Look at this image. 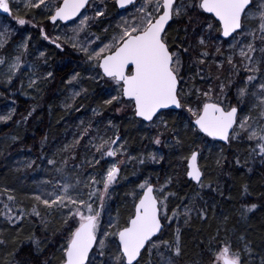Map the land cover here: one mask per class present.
Instances as JSON below:
<instances>
[{"label": "snow or ice", "instance_id": "snow-or-ice-1", "mask_svg": "<svg viewBox=\"0 0 264 264\" xmlns=\"http://www.w3.org/2000/svg\"><path fill=\"white\" fill-rule=\"evenodd\" d=\"M22 3L24 15L18 14V9L13 16L21 26L32 23L25 16L40 8L48 9L47 19L54 25L73 18L78 20L71 29L72 35L65 33L63 40L60 36L50 38L43 28L40 29L41 36L57 49L63 50L64 44H70L73 49L82 52L86 63L92 65L91 70L98 69L97 76L112 82L115 87L116 94L105 100L104 105L121 104L118 112L129 109L133 113V119H138L141 123L147 122L148 127L155 128L157 135L153 137L154 144L173 147L172 143L162 140L164 132L160 131L161 128L172 131L175 145L182 144L179 133L170 129L169 121L165 118L173 108L182 109L189 114L185 130H191L194 136L200 137L203 134V137L231 143L242 139L246 134L247 140L254 142L249 157L259 156L261 163H264V0H142L138 6V0H113L114 7L126 10L131 5L135 12L130 14V20L121 16L110 38L91 31L92 27L102 25L108 17L107 0H99L98 3L97 0H60L59 3L55 0H22ZM12 7L13 0H0V10L4 13L13 15ZM89 10L94 14H86ZM184 17H187L189 25L195 22L196 27L191 33L196 39L195 46L189 40L187 27L184 29L183 39L177 36L170 42L168 29L171 23ZM108 30L105 27L103 32L107 34ZM7 33V28L0 31V48L8 43ZM104 39H108V42L104 43ZM176 40H180V43L177 44ZM217 40L228 44L227 56L222 44L211 43ZM30 41L29 36L18 45L20 55L11 59L0 57V65L6 66V71L0 75L6 77L9 85L14 83L13 77L21 69L22 55L28 52ZM97 42L102 46L98 47ZM212 46H215L214 53L209 51ZM197 48L199 51L193 55ZM44 56L45 53L40 52L38 58ZM186 56L190 58L188 68H196L191 79L200 77L209 84L206 89L193 86L184 92L179 86L184 80L182 72ZM225 63L228 65V76L222 78ZM205 65L209 69L207 74ZM213 65L217 69L215 77L210 71ZM28 68L31 73L28 83L30 89L39 91L41 81L53 78V72L40 76L38 64H29ZM79 78L80 73L76 72L66 83L71 85L78 82ZM213 80L219 82L218 87L212 83ZM86 92L83 88L73 91L63 106L71 109L76 98ZM193 94L195 100L192 99ZM246 106L248 113L241 117L240 113ZM164 110H169V113ZM14 111L13 109L0 115V121L11 120ZM34 111L35 108H32L22 120L26 122ZM92 111L94 116L99 115L97 108ZM20 122L17 121L18 124ZM108 126L116 130L115 137L105 138L99 134V129L96 136H91L89 128L74 134L71 142L54 153L64 154V159L59 162L60 167H56V159L41 156L42 159H47V164L52 166L59 178L54 182L44 180L37 185V192L32 199L38 203L33 205L29 214L40 218L45 226L48 220L41 216L40 205L49 215L53 211L61 214L62 224L58 229L63 239L60 264H176L182 255L181 227L178 225L175 228L172 239H161L165 230L171 227V223L165 221H179L183 218L184 224H189L194 203L189 199L188 203L172 208L169 214L170 199L177 197L175 192L166 191L173 182L172 177H168L163 184H153L146 177L128 193L133 201V210L123 223L109 215L107 227H104L102 216L108 211L107 201L110 199L112 186L127 179L120 175L121 166L127 162L143 165L146 159L158 162L156 153H149L147 157L129 155L127 143L121 142L117 126L111 120L108 121ZM86 138V148L95 149V153L82 164L73 163L72 167L76 171L70 173L67 154L73 153L70 158L74 162L75 150ZM11 139L16 141L19 137L13 136ZM45 141L46 137L41 142L42 146ZM97 155L100 159H96ZM200 155L201 151L195 149L190 155L181 157V160L186 163V176L202 188L205 185L203 172L198 164ZM105 157L117 159L108 162L106 170L92 175L79 171L84 164L90 168L100 165ZM18 163L28 169L35 165V161L29 160ZM220 163L221 159L218 158L217 164ZM236 163L239 165L240 160L237 159ZM82 176L85 178L82 179ZM49 186L50 191L47 190ZM242 187L243 193L247 194V185ZM4 191L8 192V189ZM7 199L15 202V197L11 194ZM179 199L183 201L185 198ZM5 208L8 209L5 215L10 223L22 220L25 215L23 209L19 215L13 216L9 205H5ZM256 208L254 203L242 205V215ZM198 215L201 219L206 218V209H199ZM30 239L39 249L42 241ZM211 240H216V237ZM245 253L249 257L253 255L251 242L245 243L242 250L237 248L234 251L230 241L221 240L215 245L210 241L208 264H244ZM260 264H264V256L261 257Z\"/></svg>", "mask_w": 264, "mask_h": 264}, {"label": "trees", "instance_id": "trees-1", "mask_svg": "<svg viewBox=\"0 0 264 264\" xmlns=\"http://www.w3.org/2000/svg\"><path fill=\"white\" fill-rule=\"evenodd\" d=\"M59 2L60 0L57 1ZM115 13L116 9L111 4L104 23L109 22L111 14ZM47 16L46 14L40 18L39 13L34 10L25 17L32 19L36 17L37 23L44 24L48 21ZM4 17L7 18L5 15ZM181 20L182 22L171 23L168 29L170 42L177 36L183 39L184 29L187 27L189 40L193 46L196 45V39L191 36L192 26L187 24L184 18ZM104 23L97 28L101 29ZM30 42V57L33 64L39 65L38 74L43 76L45 72L50 71L54 75L52 79L40 82L39 91L28 88V76L24 69L21 74L17 73L13 77L14 83L11 85L6 82V77L0 75V115H5L7 108L15 110L11 120L0 121V241H3L0 243V264L60 263V246L63 239L58 229L62 224L61 214L53 211L49 215L48 211L40 205L39 211L41 216L48 220L47 226L41 223L40 218L29 214L33 205L38 203L32 199L34 192H37V185L45 171L50 170L51 167L47 165V159L41 158L42 155L57 160L58 157L54 153L63 147L60 144L66 141L68 136H74L78 129L94 128L99 124L103 126L109 120L117 126L120 131L119 136L126 141L127 148L134 156L140 155L149 139V134L140 126L142 123L132 118L131 110L127 109L119 114L113 105H104L108 93L106 86L102 83L110 81L98 80L95 77L98 71L90 70V64L86 63L84 55L66 49L63 53L59 52L54 44L45 41L37 32L32 33ZM8 43V46L0 50V57L7 55V50H10V43ZM176 43L179 44L180 40H176ZM38 49L44 51V58L36 57ZM198 51L197 48L193 54L196 55ZM189 59L185 58V75L182 73L184 80L180 83L184 92L202 81L200 77L191 79L196 68L195 66L188 68ZM2 72L0 65V73ZM76 72L80 73L76 84L87 92L76 98L71 109H66L63 105L70 97L68 96L69 85L66 82ZM221 75L222 78L228 76V65ZM32 108H35L32 116L26 122L23 121L22 118ZM93 108L99 110V115H93ZM165 112L169 113V110ZM165 118L169 121L170 129H175L179 133L182 144L175 145L172 131L166 130L164 134L171 137L173 148L167 151L161 166L154 165V168L158 169L157 173L161 172V178L172 177L173 179L169 192H175L177 197L170 199L169 211L171 207L174 208L178 204L188 203L189 199H192L194 203L189 224L185 225L183 218L179 221H165V223H171V227L165 230L161 239H172L175 228L178 225L181 227L182 255L177 259L176 264H208L210 241L215 245L221 240L230 241L234 251L237 248L242 250L245 243L251 242L253 255L249 257L245 253L244 264H260V259L264 256V163H261L259 156L249 157L254 142L245 139L246 135H243L240 140L227 144L206 139L201 134L200 137H196L191 130H185L180 126L182 124L181 109L170 110ZM17 121L21 122L18 124ZM108 128L112 133L114 129ZM13 136L19 139L13 141L11 139ZM45 137L46 141L42 146L41 142L45 140ZM73 139L67 141L71 142ZM200 139L213 144L212 149L198 156L205 185L202 188H198L196 183L185 177L184 162L181 168L177 164L178 156H187L192 150L197 149ZM218 158L221 159L220 164H217ZM237 159L240 160L239 165L236 163ZM22 160L35 161V165L31 169L24 168L18 163ZM84 160V156H78L76 163L81 164ZM149 169L148 165L138 166L135 162L121 172V176L127 179H122L112 190V203L115 205L109 204L108 208V212L117 214L121 223L132 211V199L129 197L130 200L125 201L130 192L127 188H134L143 181ZM244 185L248 187L247 194L243 193ZM5 189H8V192H5ZM9 194L15 197V202L7 199ZM179 197L185 199L181 201ZM253 203L257 205V208L242 215V205ZM5 205H9L13 216L19 215L20 210L23 209L25 213L23 219L10 223L5 215L8 212ZM201 208L206 209L207 215L204 219L198 215V210ZM225 217H227L226 221ZM212 237H216V240H211ZM241 237L244 239L242 240ZM30 238L42 241L39 249Z\"/></svg>", "mask_w": 264, "mask_h": 264}, {"label": "rangeland", "instance_id": "rangeland-1", "mask_svg": "<svg viewBox=\"0 0 264 264\" xmlns=\"http://www.w3.org/2000/svg\"><path fill=\"white\" fill-rule=\"evenodd\" d=\"M57 1H59V0H55L56 3H57ZM98 2H99V0H97V3ZM107 2H108V9H109L110 8V5L113 4V0H107ZM140 2H142V0H138L137 6L139 5ZM18 9H19V12H18ZM34 10H36L39 13L40 18L44 17L46 14L47 15L49 14L48 9H45V8L34 9ZM17 12L20 15H24V13H25V9L23 7L22 0H13V7H12V14L13 15L6 16L7 18L4 17V14L0 10V31H4L5 28L8 29L7 40L10 43V50H7V55H5L4 57H7L9 59H11L14 56H17V55H20L21 54V50L18 48V45L23 41L24 38L29 37V36L32 37V33L33 32L39 33L40 37L43 38V36H41V32H40V29L43 28L44 31H45V33L50 38H55L56 36H60L62 38V40H63V38L65 36V33H67L68 36H71L72 35L71 29L75 27V24L76 23H78V20L75 19L74 20L75 23H74V21H72L69 24L57 23V24L54 25V24H49L48 21L43 24V23H37L35 21V18L36 17H33L34 19H32L31 17L30 18L25 17V19L32 21V23H29V24H26V25L21 26V25H18L15 22V20L13 19V16L16 15ZM134 12H135V8L133 6H131L130 8H128L126 10H123V11H118L116 9V13L115 14H111L112 16H111V20L109 22L104 23V25L102 26L101 29H98L97 26L92 27L91 28V31L92 32H96L97 34H100L102 36L103 35H106L108 38H110L111 35L113 34L114 29H115V25L120 21L121 16H124V17H126V18H128L130 20L131 19V15L130 14L131 13H134ZM86 14L93 15L94 13L91 10H89ZM184 19L187 20V17H184ZM111 21H112V23H111ZM176 21L182 22L181 19L176 20ZM109 26H111V27H109ZM191 26H192V30H193V27L194 28L196 27L195 22H193V24H191ZM105 27H108V29H109L108 32H107V34H105L103 32V29ZM83 39H84V36L82 35L81 36V40H83ZM45 41H47L48 43L52 44L49 40H45ZM103 42L104 43H107L108 42V39H104ZM211 43L213 45H215V44H222V47L225 50V56L228 55V53L226 51L227 48H228V44L227 43H224L222 40H217V41H214V42H211ZM97 45H98V47L99 46H102V44H100V42H97ZM30 46H31V44H29L28 52L26 54H23L22 55L21 69L17 71V73H20L21 74V72H22L23 69L26 70V75L28 76L27 77V81H29V78L31 76L30 69L28 68V65L29 64H33L32 63V58L30 57L31 56V48H30ZM3 48H0V50H2ZM65 49L67 51H75L76 54H82V55H84L82 52H79V51L73 49L70 44H64L63 45V50H61V49H57V50L59 52H62L63 53L65 51ZM209 51L212 52V53H214L215 52V46L210 47L209 48ZM36 52L38 53V55L36 57H39V53L40 52H44V51L42 49H38V50H36ZM185 58H187V56L184 57V59ZM226 65L227 64L225 63V67H226ZM1 67H2V71H6V66L1 65ZM91 69H92V65H90V70ZM204 69H205V74H207V72L209 71L207 65L204 66ZM97 71H99V70L97 69ZM210 71H211V74L213 75V77H215L217 75L216 74L217 69L215 68L214 65L212 66V68L210 69ZM47 72H50V71H47ZM241 72H243V69H241ZM182 73H183V75H185V68H184V71ZM95 77L98 80H100V81H103V82L105 81V80L100 79L97 76V73H96ZM202 81L198 82L195 87H198V88H201V89H206L209 86V84L207 82H205V81H203V83H202ZM212 83L218 87V83H219L218 81L213 80ZM102 84H103V86H106V91L108 93L107 99H110L112 95H115L116 94V90H115V87L112 84V82H107L106 83V81H105V83H102ZM68 89H69L68 96H70L73 91H80L81 87H79L76 84V82H73L71 85H69V88ZM233 95H234V93H233ZM192 99L195 100V95L194 94L192 96ZM232 103L235 104V100L234 99H232ZM113 107L115 108L116 112H118L117 109L118 108H121V104L114 103L113 104ZM10 110H13V108H7L6 111H5L6 112L5 114H7ZM124 110H127V109H123L121 111H124ZM121 111H119L118 113L120 114ZM181 112H182V124L180 126L185 129L184 126H185V123H187L188 120H189V114L186 112V110H182L181 109ZM247 113H248V107L246 106V108H244V110L240 113V115L242 117L243 115H246ZM253 115H255V113H253ZM140 126H142L141 128H144V130H146V132L149 134L148 142H146V145H145L146 148H144V150L140 152V155H143V156L147 157L149 153H156L157 154V161H158V162H154L151 159H146V161H145V163L143 165H145V164L148 165L150 167V169L147 170V171H149V173L146 172L145 173V176L143 178L144 179L146 177L149 178L153 184H157V183L163 184L168 177H166V178L165 177H162L161 178L160 177L161 176L160 175L161 172L157 173V170L158 169L157 168H154V165L155 166H158V165L161 166V164L165 160L164 158H165V155H166L167 151H171L173 147L168 148V147H165L163 144H161V145L154 144L152 141H153V137H155L157 135V130L155 128L148 127V124L146 122H143L142 124H140ZM108 127H109L108 126V123L106 122L103 126L99 124L96 127L94 126V128L93 127H90L89 128V131H90L91 136H96L97 135V129H99V134L100 135H104L105 138H107V137H115V135L117 134L116 130H113L112 129L113 132L110 133V129ZM81 131H83V129H81V130L78 129L76 131V133L75 132L74 133L75 134H78ZM160 131L166 132V130H164L163 128H161ZM119 132L120 131L118 129V134L120 135ZM148 134H146V135H148ZM201 135L203 136V134H201ZM246 137H245V139H247ZM71 138H74V136L73 135L68 136L67 137V140H69ZM205 138L208 139V137H205ZM67 140L66 141H63L60 145L63 146L64 144H67L69 142ZM162 140H164L165 143H172L173 144V141H172L171 137L170 136L167 137V135H165V134L162 137ZM121 142H125V140L123 138H121ZM147 143H148V147H147ZM87 145H88V139L87 138L86 139H83L82 142H81V144L76 149V152H75V154H76V160L74 162L70 158L72 156V153H68L67 154L68 157H69V161H68V171L70 173L73 172V171H76L75 169H73L72 165H73V163H76L77 162L78 156H80V157L81 156H84V159H86V158L90 159L93 156V154L95 153V149H93V148H86ZM58 147H59V145H58ZM212 148H213V144L212 143H210V142L209 143H206V142L202 141L201 139L199 140L197 149H199L200 151H202L203 152L202 154L207 153L208 150H210ZM190 153L187 154V155H190ZM128 154L131 155V156H134V155L131 154V152L129 151V149H128ZM57 157H58V159H57V165H56V167H60L61 165H60L59 162L64 159V154H57ZM161 157H163V159H161ZM96 159H100V157L97 155L96 156ZM114 159H117V158L105 157L104 158V161H102L100 165H98V166H96L94 168H90L87 164H84L83 167L79 171L82 172V173H86L87 175H92L93 173L101 172V170H106L107 167L109 166V163L108 162H111ZM119 159H124V158L123 157H119ZM177 160H178V163L177 164H179L178 167L181 168L182 167L181 164L183 165V161L181 160V157L178 156ZM76 164H80V163H76ZM134 164H135V162H127L125 165H122L121 166V172L124 169H126V167L132 166ZM137 164H138V166H141L138 162H137ZM198 164H199V160H198ZM48 166H50V165H48ZM184 166L186 168V163L185 162H184ZM199 166H200V164H199ZM183 173H184V175L186 177L185 169L183 170ZM120 175H121V173H120ZM42 178H43V180H42ZM42 178L40 179L41 181L40 180H38V181L42 182L44 180H52L54 182L55 179H58L59 178V176H58V174L55 172V170L51 166L50 167V170H46L45 171V173L42 176ZM81 178L84 179L85 177L82 176ZM97 178H99V177H97ZM115 187H117V184H115V185L112 186L111 192L109 193L110 199L107 201V208H109V204L110 205H115V203H112V200H113V198H112V190ZM128 187H130V186H128ZM197 187L200 188L199 185H197ZM130 188L132 189V187H130ZM131 189L127 188V190H130V191H131ZM47 190L50 191L51 190V187L49 186ZM166 191L169 192V187L166 189ZM34 193H36V192H34ZM84 194H85V198H86L87 190H85V193ZM127 197H128V199H126L125 201H129L130 200L129 197L131 198V196H127ZM171 209H172V207H171ZM132 210H133V205H132ZM169 213L171 214V210L169 211ZM109 215H111V217H113V218H117L118 217L115 212H108V211H106L104 213V215L102 216V221H103L104 227H107V222L109 220Z\"/></svg>", "mask_w": 264, "mask_h": 264}, {"label": "water", "instance_id": "water-1", "mask_svg": "<svg viewBox=\"0 0 264 264\" xmlns=\"http://www.w3.org/2000/svg\"><path fill=\"white\" fill-rule=\"evenodd\" d=\"M130 6V5H129ZM118 9V8H117ZM118 10H124V9H118ZM2 12H3V10H1ZM83 11V10H82ZM4 13V12H3ZM6 16H9V14H7V13H4ZM75 18H73V20H74ZM51 24H53L50 20H48ZM72 20H70V21H59L60 23H62V24H67V23H69V22H71ZM172 110H178V109H175V108H173ZM208 138H210V139H213V138H211V137H208ZM214 140V139H213ZM216 141H219L220 143H222V144H226L224 141H220V140H218V139H215ZM187 177V176H186ZM188 178V177H187ZM189 179V178H188ZM190 180V179H189ZM192 182H194V183H196L195 181H192Z\"/></svg>", "mask_w": 264, "mask_h": 264}]
</instances>
